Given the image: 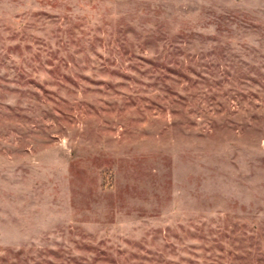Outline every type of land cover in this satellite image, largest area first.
Wrapping results in <instances>:
<instances>
[{
    "label": "rangeland",
    "instance_id": "374dc122",
    "mask_svg": "<svg viewBox=\"0 0 264 264\" xmlns=\"http://www.w3.org/2000/svg\"><path fill=\"white\" fill-rule=\"evenodd\" d=\"M0 264H264V0H0Z\"/></svg>",
    "mask_w": 264,
    "mask_h": 264
}]
</instances>
